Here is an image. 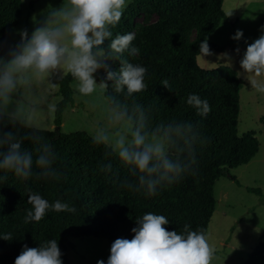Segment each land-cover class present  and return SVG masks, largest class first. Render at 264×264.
<instances>
[{
    "label": "clouds",
    "instance_id": "1",
    "mask_svg": "<svg viewBox=\"0 0 264 264\" xmlns=\"http://www.w3.org/2000/svg\"><path fill=\"white\" fill-rule=\"evenodd\" d=\"M129 0H63L59 7L49 4L41 10L43 19L33 14L36 25L17 30L21 39L0 51V181L8 174L27 181L35 176L59 179L53 167L58 159L52 145L45 139L42 114L54 116L59 101L42 91L46 82L54 83L71 77L72 87L81 96L96 94L100 101L101 118L89 129L91 141L104 149L99 170L111 173L110 158H116L127 169L128 176L120 186L145 196H155L158 190L179 182L187 174H195L197 146L202 142L199 122L161 120L153 122L152 107H146L136 94L146 91L147 68L125 57L135 56V33H117ZM229 14V16H231ZM261 34L239 61L243 76L251 90L264 95V25ZM244 36L237 30L232 39ZM2 48V42H0ZM240 53V49H235ZM207 37L200 42L198 55H212ZM227 57L228 53L221 54ZM109 60H118V70H111ZM103 69L106 78L97 81L96 73ZM111 81V84L108 83ZM173 90L167 80L160 82ZM111 87L112 91L109 92ZM187 104L196 114L207 117L210 105L197 94L187 97ZM11 126V130H5ZM30 142L32 147H26ZM27 202L32 206L25 223L40 222L48 211L75 212V207L56 200L50 203L39 193L29 190ZM165 215L147 212L136 217L132 239L117 238L110 247L107 264H211L216 249L210 245L203 228L192 230L188 224L182 231L167 230ZM258 231V230H257ZM13 240L11 233L0 235ZM63 253L56 239L38 247L23 246L15 264H63ZM97 264H105L103 259Z\"/></svg>",
    "mask_w": 264,
    "mask_h": 264
},
{
    "label": "trees",
    "instance_id": "2",
    "mask_svg": "<svg viewBox=\"0 0 264 264\" xmlns=\"http://www.w3.org/2000/svg\"><path fill=\"white\" fill-rule=\"evenodd\" d=\"M223 4L224 0H134L112 29L114 36L133 32L138 16L145 12L159 14V19L148 22L135 37L137 55H124L130 62L147 68L148 87L136 98L152 107L153 122L173 118L199 122L202 142L197 146L195 174H187L179 182L159 189L155 196H145L120 186L128 173L118 159L110 158L111 173L100 171L99 165L109 162L104 159L103 147L94 145L87 131H61L64 111L75 105L74 81L69 76L60 81L62 99L55 118L57 133L43 132L57 153L53 167L60 173L59 179L37 180L33 176L22 181L8 174L6 183L0 181V235L11 233L13 237L11 241L0 237V264H15L25 244L38 247L49 239L58 241L63 264H71V238H106L110 246L117 238L130 240L134 236L131 230L137 226L136 217L147 212L168 217L170 222L164 227L169 231H182L183 225L188 224L192 230L203 228L207 235L216 207L213 194L217 179L229 176L236 180L231 171L250 162L261 146L254 131L239 133L243 79L237 77V71L227 65L207 69L198 63L200 42L208 39L222 20L230 18ZM33 7L31 2L28 18ZM22 12V0H0V51L5 54L11 46V30L18 25ZM209 45L211 50L223 48L215 43ZM107 63L113 71L120 67L118 60ZM97 77L105 79V71L102 69ZM162 80H167L173 90L164 87ZM190 94L208 101L211 110L207 117L198 116L187 104ZM5 130H11V126ZM25 146L32 147L30 142ZM29 190L50 203H67L76 211H48L40 222L25 223L27 210L32 207L27 202ZM248 190L264 197L260 188ZM246 264H264V240Z\"/></svg>",
    "mask_w": 264,
    "mask_h": 264
},
{
    "label": "rangeland",
    "instance_id": "3",
    "mask_svg": "<svg viewBox=\"0 0 264 264\" xmlns=\"http://www.w3.org/2000/svg\"><path fill=\"white\" fill-rule=\"evenodd\" d=\"M133 1L129 0L128 5ZM31 2H34V7L28 18ZM62 2L63 0H22L21 19L10 33L11 46L21 39L17 30L26 28L29 35L34 30L36 25L32 20L33 14L42 20L44 17L41 10L47 9L49 4L59 7ZM223 7L228 15H232L229 19L222 20L208 38L209 44L215 43L223 48L212 49V55H199L198 63L207 69L227 65L241 72L239 61L246 51L247 43H252L259 37L260 28L264 25V0H224ZM159 18V14L154 12H145L138 16L133 26L135 37L140 35L148 22ZM238 29L244 33L239 41L232 39ZM194 37L193 33L192 38ZM132 44L135 46L134 42ZM237 47L240 49L239 54L235 51ZM223 53L231 56V63L227 57H222ZM101 73L102 69L95 74L98 82L102 80L97 77ZM240 77L243 79V87L240 91L239 133L254 131L261 146L250 162L231 171L237 181L223 176L215 183L213 195L216 207L207 233L210 245L216 249L211 264H246L250 254L264 240V197L248 190L252 187L260 188L264 192V95L251 90L249 81L243 76ZM60 81L54 79V83L46 82L42 91L50 99L61 101ZM174 81L178 83V79ZM73 90L75 105L64 111L61 131L89 133V129L101 118L100 101L96 94L84 97L74 88ZM55 118L56 113L51 117L46 113L41 116L45 129L57 133ZM110 247L106 238H71L68 257L71 264H97L101 259L107 264Z\"/></svg>",
    "mask_w": 264,
    "mask_h": 264
}]
</instances>
